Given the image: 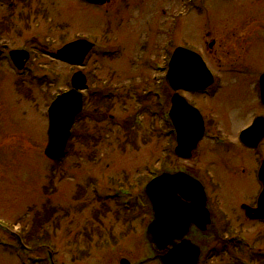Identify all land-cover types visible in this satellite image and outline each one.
Returning <instances> with one entry per match:
<instances>
[{
  "label": "rangeland",
  "instance_id": "obj_1",
  "mask_svg": "<svg viewBox=\"0 0 264 264\" xmlns=\"http://www.w3.org/2000/svg\"><path fill=\"white\" fill-rule=\"evenodd\" d=\"M78 37L94 44L82 66L49 52ZM4 43L30 57L26 71L0 58V230L20 234L29 253L16 251L6 228L0 264H47L50 252L55 264H159L145 237L152 212L144 187L153 174L176 170L206 186L216 222L192 232L198 264L254 255L249 264H264V221L247 220L239 207L260 193L264 142L250 154L238 144L239 129L264 113L250 85L264 69V0H0ZM179 45L199 52L214 76L211 96L183 93L210 125L188 160L174 156L166 125L164 75ZM78 70L87 75L85 97L99 99L84 104L55 162L43 153L46 108ZM147 87L159 88L160 102L159 93L145 96ZM215 134L228 144H213Z\"/></svg>",
  "mask_w": 264,
  "mask_h": 264
},
{
  "label": "water",
  "instance_id": "obj_2",
  "mask_svg": "<svg viewBox=\"0 0 264 264\" xmlns=\"http://www.w3.org/2000/svg\"><path fill=\"white\" fill-rule=\"evenodd\" d=\"M88 1L93 3L104 2V0ZM80 44L84 45V49L81 52L83 56L89 47L83 41H76L66 45L65 50L61 51L60 54L69 57L70 53H73L76 46ZM13 54L18 59L22 58V54L19 52H13ZM76 79H79V85L82 87L84 82L83 75L76 73L74 82ZM166 81L174 91L178 89L197 90L209 85L212 82V76L197 53L187 48L178 47L174 50L169 61ZM260 86L264 101V74L260 77ZM80 109L81 94L74 89L58 96L51 104L48 111V144L44 150L47 157L58 160L63 155L65 144L69 137V129ZM170 114L177 132L175 154L178 157L187 158L202 135V118L197 109L188 104L177 93L172 96ZM258 120L254 122L252 127L241 133V138L244 137L247 145H256L264 135V130L262 128L258 129L255 125H258ZM259 178L263 182V190L258 198V207L247 211L250 218H264V162L259 171ZM146 193L155 211V219L148 227L147 234L150 241L160 250L166 248L172 239H182L190 222L194 221V219H201L204 225L208 222V212L205 208V195L202 186L197 180L182 172L175 174L164 172L153 178L146 186ZM181 197L189 202L182 200ZM172 221H174V225L171 227L169 223ZM173 249L175 250L172 251ZM173 249H170L163 256L165 262L169 263L170 258L176 261L180 253L190 252V264H196L199 248L189 240L182 239L181 243ZM122 263L127 264L126 261H122Z\"/></svg>",
  "mask_w": 264,
  "mask_h": 264
},
{
  "label": "flooded vegetation",
  "instance_id": "obj_3",
  "mask_svg": "<svg viewBox=\"0 0 264 264\" xmlns=\"http://www.w3.org/2000/svg\"><path fill=\"white\" fill-rule=\"evenodd\" d=\"M251 86H252V88H253V91L255 92V93H257V89H256V84H250ZM210 89V88H209ZM208 91V90H207ZM258 92H259V90H258ZM191 93H193V92H191ZM194 93H198V92H194ZM206 92H204V94H205ZM207 96H210V95H207ZM254 117H255V115H253ZM209 128V124H208V122H206V129H208Z\"/></svg>",
  "mask_w": 264,
  "mask_h": 264
}]
</instances>
